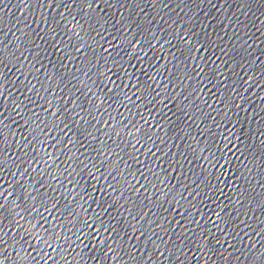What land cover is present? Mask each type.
Instances as JSON below:
<instances>
[{
	"label": "water",
	"instance_id": "obj_1",
	"mask_svg": "<svg viewBox=\"0 0 264 264\" xmlns=\"http://www.w3.org/2000/svg\"><path fill=\"white\" fill-rule=\"evenodd\" d=\"M0 264H264V0H0Z\"/></svg>",
	"mask_w": 264,
	"mask_h": 264
}]
</instances>
